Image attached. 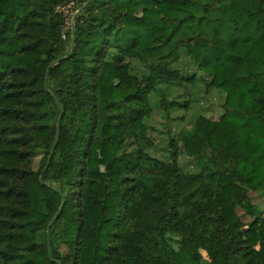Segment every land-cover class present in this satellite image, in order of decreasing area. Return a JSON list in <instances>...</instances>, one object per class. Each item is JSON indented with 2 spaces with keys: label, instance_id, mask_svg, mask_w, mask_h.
I'll list each match as a JSON object with an SVG mask.
<instances>
[{
  "label": "trees",
  "instance_id": "16d2710c",
  "mask_svg": "<svg viewBox=\"0 0 264 264\" xmlns=\"http://www.w3.org/2000/svg\"><path fill=\"white\" fill-rule=\"evenodd\" d=\"M69 1L0 0V264H264V171L233 176L264 154V0H75L66 29ZM107 127L116 198L84 193Z\"/></svg>",
  "mask_w": 264,
  "mask_h": 264
},
{
  "label": "rangeland",
  "instance_id": "374dc122",
  "mask_svg": "<svg viewBox=\"0 0 264 264\" xmlns=\"http://www.w3.org/2000/svg\"><path fill=\"white\" fill-rule=\"evenodd\" d=\"M163 9L158 8L155 13L162 12ZM123 69L120 66H115L111 69L110 74L115 80L119 81V77ZM202 101V111L203 113L212 118H218L221 112V102L222 97L220 93L216 91L211 92L209 95L204 96ZM187 115V114H186ZM153 123V121H152ZM171 125L180 128L185 124V119L175 122H170L169 120H163L162 125ZM160 125V127H162ZM173 128V127H172ZM177 130V129H175ZM116 141L113 130L109 127L105 129V133L101 137H96L91 146V155L88 161V171L94 178L93 180H87L84 186V193L86 195L100 197L103 192V187L108 185L112 193L109 194L110 198H116L114 195L113 188L116 184V173L121 168L124 169L130 163V157L126 156L120 161H114L112 159V145ZM132 161V160H131ZM264 171V154L261 157L255 158L253 156L249 157L245 161L237 164L233 170V176L237 179H244L247 183L258 186L261 175ZM256 190H250L249 195L253 202L260 203L264 207V194L259 195ZM238 212L242 214L243 220H248L249 218L243 214L241 209ZM180 234L184 237L186 241L190 244V249L192 251H199L204 257L208 256V251L210 248L209 241H202L197 232H192L188 230H180ZM264 233V227H263ZM254 242V241H253ZM255 245L256 242H254Z\"/></svg>",
  "mask_w": 264,
  "mask_h": 264
},
{
  "label": "built area",
  "instance_id": "2783aa9c",
  "mask_svg": "<svg viewBox=\"0 0 264 264\" xmlns=\"http://www.w3.org/2000/svg\"><path fill=\"white\" fill-rule=\"evenodd\" d=\"M76 1L71 0L63 5H58L56 10L64 16V26L66 29L72 27L74 14L77 12ZM63 37L65 34L62 35Z\"/></svg>",
  "mask_w": 264,
  "mask_h": 264
}]
</instances>
